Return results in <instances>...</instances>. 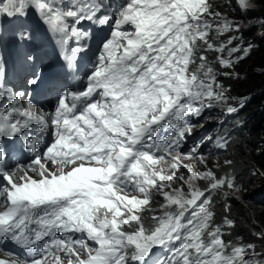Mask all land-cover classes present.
<instances>
[{
  "label": "snow or ice",
  "instance_id": "6c2138e0",
  "mask_svg": "<svg viewBox=\"0 0 264 264\" xmlns=\"http://www.w3.org/2000/svg\"><path fill=\"white\" fill-rule=\"evenodd\" d=\"M111 7L110 0H0V18L33 11L59 37L69 72L94 32L107 29L78 87L49 81L31 54L19 85H9L0 68V141L20 138L31 154L28 163L9 166L0 143V250L20 249L7 250L14 258L0 264H264L256 244L225 241L222 231L236 226L231 200L246 188L234 175H217L221 165L209 167L203 145L185 148L212 121L206 112L238 115L247 103L226 81L242 78L236 68L260 46L245 39L252 27L264 28V13L248 18L258 0L218 7L124 0ZM15 39L28 45L32 32L22 27ZM42 89L56 96L49 111L32 99ZM230 137L217 135L216 147L227 149ZM252 175L264 178V169L253 167ZM155 196L159 209L151 206ZM221 201L222 225L215 222ZM145 213H152L147 227ZM253 235L264 241V230Z\"/></svg>",
  "mask_w": 264,
  "mask_h": 264
},
{
  "label": "trees",
  "instance_id": "16d2710c",
  "mask_svg": "<svg viewBox=\"0 0 264 264\" xmlns=\"http://www.w3.org/2000/svg\"><path fill=\"white\" fill-rule=\"evenodd\" d=\"M218 6H222L221 2L215 4V7ZM220 10L228 11L223 7ZM262 13H264V3H259L258 0V10L249 13L248 18L259 17ZM262 33L264 28L255 26L245 32L246 40L254 41L260 46L236 68L242 78L226 81L232 84V92L236 97H248V100L236 117L237 120L242 121L243 125L237 126L236 123L232 125L234 136L225 156L227 160H246L248 163L245 169L234 172L237 183L246 188L241 200H231V218L237 220L234 233L248 240L249 243L256 244L261 251H264V241L258 240L253 235L254 232L264 230V178L252 175L253 167L264 169V152L260 151L264 149V40L261 39ZM209 58L213 59V53L209 52ZM237 166L241 167L242 164L238 162ZM259 185L262 186L261 190L256 188ZM217 207L219 216L224 214L222 201L217 204Z\"/></svg>",
  "mask_w": 264,
  "mask_h": 264
},
{
  "label": "clouds",
  "instance_id": "9594fccd",
  "mask_svg": "<svg viewBox=\"0 0 264 264\" xmlns=\"http://www.w3.org/2000/svg\"><path fill=\"white\" fill-rule=\"evenodd\" d=\"M220 2H221V5H223L224 3H225V0H219ZM220 2H218L217 0H212L210 3H212L213 4V6L215 7V4H218V3H220ZM228 10H231V9H229V8H227ZM223 12H225V13H227V14H229V16H231V17H233V18H239L237 15H236V12L235 13H232L231 11H223ZM230 18V17H229ZM230 19H232V18H230ZM212 38L214 39V40H220L221 39V37H219V36H216L215 34H213V36H212ZM207 56L209 57V53H207ZM231 95L232 96H234V97H236L235 96V94H233V92H231ZM244 107V106H243ZM239 114V113H238ZM237 115H232V116H227V115H224V120H226L227 122H226V124H228V123H230V126L227 128V127H224V130H225V132L227 133H231V137H230V143H231V141H232V139H233V136H234V134H233V131H232V125L234 124V123H236L237 124V126H242L243 125V123H242V121H240V120H237ZM216 125V124H215ZM217 126V125H216ZM212 132H213V130H212ZM220 134H221V132H220ZM208 136H211V134H209ZM229 143V144H230ZM214 147L215 146H212V147H210V148H208L206 151H208V152H210V153H214ZM228 147H229V145H228ZM228 147H227V149H228ZM227 149H225L224 151H222L221 153H219V154H217L218 156L216 157V158H213V159H209L208 160V165H210V164H217V163H219V162H223L224 160H226L227 159V156H225V152H226V150ZM230 156H232V154H231V152H230ZM196 166L198 167V169L199 170H201V167H199V165L196 163ZM264 185V184H263ZM264 189V188H263ZM222 217H223V214L221 215ZM238 236V235H237ZM240 237V236H239ZM241 238V237H240ZM246 241H248V240H246ZM257 246V245H256ZM257 251H261V249L257 246Z\"/></svg>",
  "mask_w": 264,
  "mask_h": 264
},
{
  "label": "rangeland",
  "instance_id": "374dc122",
  "mask_svg": "<svg viewBox=\"0 0 264 264\" xmlns=\"http://www.w3.org/2000/svg\"><path fill=\"white\" fill-rule=\"evenodd\" d=\"M212 0H209V2H211ZM218 2H220L219 0H217ZM233 7H234V5H233ZM228 11H231L232 13H235L234 11H232V10H228ZM230 18H233V17H231V16H229ZM188 163H191L192 165H193V167L195 168V170H197V171H200L199 169H198V167L196 166V163L195 162H190V161H187ZM233 163H232V165L231 166H225V165H223V162H219V164L221 165L220 166V168L218 169V170H222V169H224V168H227L225 171H223V172H226V173H228V174H230V175H234V169H235V167H237V164H238V162H240L241 164H242V169H245L246 168V166L248 165V163H246V160H234V161H232ZM215 164H210L209 165V167H213ZM200 167V166H199ZM202 170V169H201ZM148 222V217H145V223H147Z\"/></svg>",
  "mask_w": 264,
  "mask_h": 264
},
{
  "label": "bare ground",
  "instance_id": "6f19581e",
  "mask_svg": "<svg viewBox=\"0 0 264 264\" xmlns=\"http://www.w3.org/2000/svg\"><path fill=\"white\" fill-rule=\"evenodd\" d=\"M221 9V8H220ZM253 39V38H252ZM208 59H209V61H211L212 60V58H209L208 57ZM244 65V64H243ZM262 90V89H261ZM213 118L214 119H217V115H216V113H214V115H213ZM237 130H239V128H237ZM251 133V132H250ZM257 143V142H256ZM257 147V146H256ZM258 157V156H257ZM251 160V159H250ZM262 161V160H261ZM260 161V162H261ZM247 162V161H246ZM255 162V161H254ZM256 163V162H255ZM259 163V162H258ZM252 165V164H251ZM258 165V164H257ZM260 165V164H259ZM227 168H224V169H222V170H217V175H224L226 172H223V171H225ZM240 170V169H242V166L241 167H235V169H234V171H236V170ZM258 190H261L262 189V186L261 185H259V186H257L256 187ZM231 204H232V202H231ZM264 210V209H263ZM219 213V212H218ZM223 213V212H222ZM239 220V219H238ZM237 221V220H236ZM236 228V227H235ZM237 239H239L240 240V238L237 236L236 237ZM248 243H249V241H248Z\"/></svg>",
  "mask_w": 264,
  "mask_h": 264
}]
</instances>
